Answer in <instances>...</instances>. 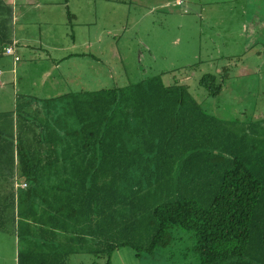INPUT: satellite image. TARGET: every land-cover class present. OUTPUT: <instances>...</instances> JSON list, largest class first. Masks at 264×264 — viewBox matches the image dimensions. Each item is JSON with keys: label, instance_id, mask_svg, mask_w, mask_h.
Wrapping results in <instances>:
<instances>
[{"label": "rangeland", "instance_id": "rangeland-1", "mask_svg": "<svg viewBox=\"0 0 264 264\" xmlns=\"http://www.w3.org/2000/svg\"><path fill=\"white\" fill-rule=\"evenodd\" d=\"M5 1L1 0L0 28L8 17L10 27L0 33V61H12L14 55H7L5 47L14 37V25ZM101 1L102 19L97 25H77L64 13L61 20L67 24L58 22L49 30L56 31L59 45L35 46L34 59L25 58L19 47L24 59L18 67L20 89H30L35 98L20 95L17 107L10 96L15 118H0L4 139L0 142V264H18L20 250L44 249L41 225L57 226L62 221L57 217H62L64 226L69 222L58 206L71 179L68 151L62 153L61 149L71 145L67 129L80 126L73 113V93L128 89L161 75L167 84L188 86L203 108L229 128L239 133L252 130L264 138V0ZM33 33L37 38L40 29L34 28ZM43 35L48 36L47 31ZM45 42L49 41L45 38ZM70 49L92 56L63 61L57 67L50 52L59 57ZM93 55L98 57L97 68L92 67ZM206 74H215L222 83L219 94L211 95L201 84ZM46 98L52 100L43 101ZM26 114L28 121L22 119ZM60 125L67 129L60 131ZM53 129L63 139L45 137ZM17 132L20 141L13 138ZM30 132L40 137L23 139ZM48 160L56 164L48 167ZM172 231L170 245L141 256L123 248L115 253L113 264H200V256L193 250L194 233L178 226ZM60 236L68 240L64 234ZM68 264H105V259L85 249L70 255Z\"/></svg>", "mask_w": 264, "mask_h": 264}, {"label": "trees", "instance_id": "trees-1", "mask_svg": "<svg viewBox=\"0 0 264 264\" xmlns=\"http://www.w3.org/2000/svg\"><path fill=\"white\" fill-rule=\"evenodd\" d=\"M201 84L222 89L215 74ZM71 96L80 126L60 125L72 141L58 206L69 222L41 225L44 249L20 250L18 264H68L85 249L113 264L123 248L170 245L176 226L194 233L200 264H264V138L229 128L161 75Z\"/></svg>", "mask_w": 264, "mask_h": 264}, {"label": "crops", "instance_id": "crops-1", "mask_svg": "<svg viewBox=\"0 0 264 264\" xmlns=\"http://www.w3.org/2000/svg\"><path fill=\"white\" fill-rule=\"evenodd\" d=\"M98 2H101V0H6L5 4L8 8L9 12L12 14V24L14 25V37L8 44L6 48L16 43V55L20 57L19 60H16L14 56L12 57V61L9 59H3L0 61V67L4 66L5 69L0 68V118L3 116L6 117V115L14 116L15 113L12 111V104L11 100L9 99L10 96L13 95L15 98L16 106L20 107V103L17 100L18 97L24 96V99H29L30 97H34L33 94H31V90L29 91L26 89H20V82H19V65L24 60L19 47H21V50L24 54L27 55L28 59H34L35 55H33L35 52V46H44V45H51V46H57L61 41H57V37L55 36V32L49 31L51 28L55 29V27L58 25L57 23L65 22L67 24V21L61 20L62 16L65 13V16L68 15L77 25L82 24L83 22H86L85 24H95L97 25L100 19H102V16L99 14L98 10ZM1 3V1H0ZM2 6V3L0 4V7ZM61 16V17H59ZM60 21H57V20ZM64 19V18H63ZM22 21L19 23V21ZM90 21V22H88ZM76 25V24H75ZM10 27V20L9 17L6 20H2V28H0V33L4 32L5 30H9ZM38 27L40 29V33H38V37L36 34L33 33L34 28ZM4 30V31H3ZM47 31L48 36H44L43 34ZM5 35V34H4ZM40 38V39H39ZM45 38L49 42H45ZM47 43V44H46ZM73 45H77V41L73 40ZM81 50V49H80ZM49 53V51H48ZM91 53H87L85 51H77L74 49H70L67 54L65 53L64 56L60 55L59 57H53V54L50 52L51 59H54L53 61L56 62V66L59 67V65L63 61H72L74 59H77L83 55H88ZM8 55V54H7ZM93 58L95 59V65H93V68H97V56L93 55ZM29 62V60L26 59L25 62ZM24 62V63H25ZM13 65V68L11 71L7 69L9 66ZM48 70L45 73V76L48 75ZM47 77V76H46ZM25 88V87H24ZM21 92V93H20ZM35 98V97H34ZM52 98H46L43 99V101H50ZM9 101V102H8ZM18 101V102H17ZM31 102V101H28ZM27 104V102H26ZM17 118V117H16ZM22 119L24 121L29 120V115H23ZM16 122V120H15ZM32 134V135H31ZM35 137V138H31ZM40 137L39 133H27L24 135L23 139H27L28 141L37 139ZM48 137L50 140L55 138L56 135H54V132H48ZM13 138L17 141L21 140V135L19 132H17L15 135H13ZM58 140H61L58 138ZM4 141L3 137L0 135V142ZM18 145V152L21 147L20 143ZM67 148L63 147L62 150H65ZM49 157V155H47ZM49 167V166H48Z\"/></svg>", "mask_w": 264, "mask_h": 264}, {"label": "built area", "instance_id": "built-area-1", "mask_svg": "<svg viewBox=\"0 0 264 264\" xmlns=\"http://www.w3.org/2000/svg\"><path fill=\"white\" fill-rule=\"evenodd\" d=\"M6 53L8 55H14L16 60H19L20 57L18 55H16V43H14L13 45L9 46L6 48Z\"/></svg>", "mask_w": 264, "mask_h": 264}]
</instances>
